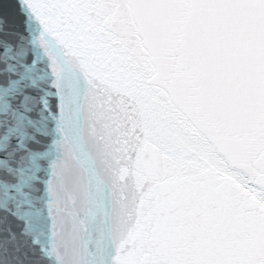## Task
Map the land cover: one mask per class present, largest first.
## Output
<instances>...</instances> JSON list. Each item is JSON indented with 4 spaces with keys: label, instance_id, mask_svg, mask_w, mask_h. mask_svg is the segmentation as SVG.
<instances>
[{
    "label": "snow or ice",
    "instance_id": "1",
    "mask_svg": "<svg viewBox=\"0 0 264 264\" xmlns=\"http://www.w3.org/2000/svg\"><path fill=\"white\" fill-rule=\"evenodd\" d=\"M0 264H264V0H0Z\"/></svg>",
    "mask_w": 264,
    "mask_h": 264
}]
</instances>
